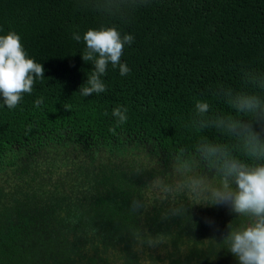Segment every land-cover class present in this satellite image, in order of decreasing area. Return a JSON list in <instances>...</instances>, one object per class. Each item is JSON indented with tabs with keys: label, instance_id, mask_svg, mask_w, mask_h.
I'll list each match as a JSON object with an SVG mask.
<instances>
[{
	"label": "trees",
	"instance_id": "trees-1",
	"mask_svg": "<svg viewBox=\"0 0 264 264\" xmlns=\"http://www.w3.org/2000/svg\"><path fill=\"white\" fill-rule=\"evenodd\" d=\"M86 2L0 0V35L16 32L45 69L15 109L0 97V264H238L211 242L236 219L227 206L185 201V218L162 219L168 202L147 192V210L130 205L171 170V151L195 142V99L238 86L242 64L264 70V0H151L126 20ZM100 27L134 37L121 57L131 71L109 63L107 91L83 97L93 65L72 34ZM116 107L128 110L120 126ZM157 236L166 242L147 244Z\"/></svg>",
	"mask_w": 264,
	"mask_h": 264
},
{
	"label": "clouds",
	"instance_id": "clouds-1",
	"mask_svg": "<svg viewBox=\"0 0 264 264\" xmlns=\"http://www.w3.org/2000/svg\"><path fill=\"white\" fill-rule=\"evenodd\" d=\"M150 3L151 0H87L84 7L126 20L130 12ZM72 39H83L86 47L82 59L93 65L78 91L83 97L107 91L102 77L109 63L119 68L121 76L130 73L121 57L125 45L133 43L132 35L121 37L116 27H100L89 28L82 37L74 32ZM44 71L41 63L29 57L16 32L0 35V97L7 108L15 109L23 94H31L35 81L45 78ZM238 78V86L216 83L209 88L211 99H195L186 124L196 134L195 142L190 148L179 147L169 153L171 170L158 171L141 190L143 199L133 198L130 212L140 213L156 201L168 202L161 218L169 219L187 216L185 201L190 205L227 206L236 219L227 224V232L220 239L212 238L213 246L226 249L238 264H264V70L242 64ZM213 101L222 104L223 110H214ZM42 104L43 97L35 101L38 109ZM64 107L71 110L70 105ZM127 111L122 107L113 109L117 126L127 122ZM144 192L151 194L152 203ZM205 223L214 225L207 218ZM163 242L164 236L147 240L150 246Z\"/></svg>",
	"mask_w": 264,
	"mask_h": 264
}]
</instances>
